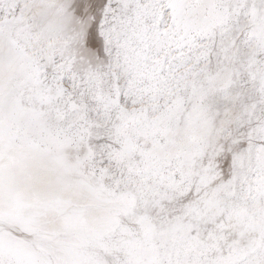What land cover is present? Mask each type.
<instances>
[{"label":"snow or ice","instance_id":"snow-or-ice-1","mask_svg":"<svg viewBox=\"0 0 264 264\" xmlns=\"http://www.w3.org/2000/svg\"><path fill=\"white\" fill-rule=\"evenodd\" d=\"M0 264H264V0H0Z\"/></svg>","mask_w":264,"mask_h":264}]
</instances>
